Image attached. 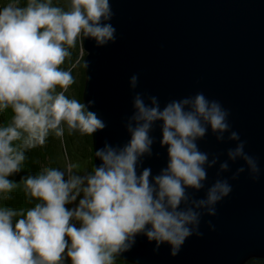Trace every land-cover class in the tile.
<instances>
[{"label":"clouds","instance_id":"obj_1","mask_svg":"<svg viewBox=\"0 0 264 264\" xmlns=\"http://www.w3.org/2000/svg\"><path fill=\"white\" fill-rule=\"evenodd\" d=\"M114 15L111 0H69L66 8L53 0L23 5L10 0L0 7V112L10 108L13 113L0 125V193L18 186L9 177L21 171L26 153L45 145L50 133L62 139L65 125L69 133L81 135L107 127L90 110L94 99L81 102L66 94L80 60L67 69L62 65L78 39H92L97 47L115 43ZM138 83L139 76L132 75L133 91ZM132 107L123 121L130 138L123 145L105 140L91 171L74 172L69 164L22 178L25 194L37 202L26 210L0 207V264H115L141 235L155 243L154 252L166 244L176 257L187 239L203 237V216H216L217 204L233 191L227 178L206 187L209 168L219 163V177L230 170L229 161L243 160L246 167L237 168L231 179L245 171L259 178L258 160L231 130L229 110L203 92L170 100L163 108L157 96L136 92ZM157 122H162L159 144L167 149V164L153 175L144 158L154 155L151 133ZM209 128L217 141L224 142L228 133L227 139L237 142L223 162L198 146ZM189 189L205 190V195L196 198ZM207 225L215 231L211 220Z\"/></svg>","mask_w":264,"mask_h":264},{"label":"water","instance_id":"obj_2","mask_svg":"<svg viewBox=\"0 0 264 264\" xmlns=\"http://www.w3.org/2000/svg\"><path fill=\"white\" fill-rule=\"evenodd\" d=\"M111 5L116 42L97 47L94 40L82 38L83 102L94 99L90 110L107 123L92 134L94 166L99 163L95 151L105 140L123 145L130 138L123 121L132 114L136 92L157 96L161 108L203 92L229 110L231 130L246 142L245 151L261 170L257 180L247 171L231 179L237 168L246 167L243 160L229 161L230 170L219 177V163L207 170L206 187L227 178L233 191L217 204L216 216H203V237L187 239L176 257L166 244L154 252L155 243L142 235L118 257L134 264H246L264 258V0H111ZM134 74L139 83L133 91L129 80ZM161 123L151 133L154 155L144 158L153 175L167 164V149L159 144ZM227 136L219 142L209 128L197 143L210 159L218 155L223 162L237 143ZM188 191L196 198L205 195V190Z\"/></svg>","mask_w":264,"mask_h":264},{"label":"trees","instance_id":"obj_3","mask_svg":"<svg viewBox=\"0 0 264 264\" xmlns=\"http://www.w3.org/2000/svg\"><path fill=\"white\" fill-rule=\"evenodd\" d=\"M10 0H0V7L6 5ZM20 4L26 3V0H19ZM69 0H53V4L57 6L67 7ZM82 38L78 39L76 47L70 49L72 57L66 60L62 65L64 69L70 67L76 59L80 60V65L73 69V76L75 83L70 86L66 93L70 98L74 97L83 102V91L85 86V68L84 55H81ZM78 68L81 69L80 78L78 79ZM13 113L9 108L4 112H0V125L6 124L10 121ZM65 133L63 138H57L54 133H50L45 145L38 146L26 153L27 160L21 165V171L9 177L10 180L16 182L18 186L10 193H0V207H8L15 210L28 209L33 207L37 202L34 199L30 200L25 194L24 186L21 182L23 177L28 175H37L44 168H59L65 170L69 164L76 165V163L83 158L91 157L89 165L81 169V173L91 171L94 168V145L92 135H81L79 132L69 133L65 125ZM74 172H78L76 168ZM80 173V172H78ZM5 197H10L6 199ZM78 203V202H76ZM75 204L66 205L68 208L74 207ZM77 226H79L77 224ZM121 263L118 264H134L116 257ZM67 264V261L65 262ZM246 264H264V258L253 257Z\"/></svg>","mask_w":264,"mask_h":264},{"label":"rangeland","instance_id":"obj_4","mask_svg":"<svg viewBox=\"0 0 264 264\" xmlns=\"http://www.w3.org/2000/svg\"><path fill=\"white\" fill-rule=\"evenodd\" d=\"M86 55V52L84 51V47H83V40H82V50H81V55ZM84 68H85V66H84ZM78 72H79V74H78V79L80 78V73H82V71H81V69L80 68H78ZM90 161H92V158L91 157H86V158H83L82 160H80V161H78L77 163H76V165H75V168H76V170L78 171V172H80L81 173V169H83V167L84 166H88L89 165V163H90ZM88 164V165H87ZM81 174H83V173H81ZM78 202V201H77ZM118 257V256H117ZM118 258H120V257H118ZM120 259H122V258H120ZM124 260V259H123ZM67 261V264H70V260H66ZM126 261V260H125ZM121 263V261H119L117 258H116V262H115V264H118V263Z\"/></svg>","mask_w":264,"mask_h":264}]
</instances>
